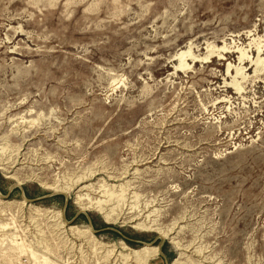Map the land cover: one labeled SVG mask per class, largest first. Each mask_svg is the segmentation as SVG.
Returning <instances> with one entry per match:
<instances>
[{
	"label": "rangeland",
	"instance_id": "obj_1",
	"mask_svg": "<svg viewBox=\"0 0 264 264\" xmlns=\"http://www.w3.org/2000/svg\"><path fill=\"white\" fill-rule=\"evenodd\" d=\"M263 59L264 0H0V264H264Z\"/></svg>",
	"mask_w": 264,
	"mask_h": 264
},
{
	"label": "bare ground",
	"instance_id": "obj_2",
	"mask_svg": "<svg viewBox=\"0 0 264 264\" xmlns=\"http://www.w3.org/2000/svg\"><path fill=\"white\" fill-rule=\"evenodd\" d=\"M259 50V49H258ZM260 51V50H259ZM259 53V52H258ZM187 54V53H186ZM190 54V53H189ZM189 54H187L188 56H190ZM241 54H242V56L239 58V60L240 61H243V59L246 57V56H244V54L241 52ZM185 54L183 53V54H181V57H185L184 56ZM246 55V54H245ZM181 57H180V60H181ZM178 58V57H177ZM246 58H248V56L246 57ZM257 58L258 57H256V60H257ZM261 59V58H260ZM254 61V62H257V61ZM183 61H184V58H182V60H181V63L179 64V66L180 67H185V63H183ZM251 61V60H250ZM262 61H264V59L263 60H260V63L262 62ZM258 63L259 62H257V66H258ZM256 65V64H255ZM262 65V64H261ZM179 68V67H178ZM260 69V68H259ZM242 71V69H239V70H236V72H238V73H240ZM240 75V74H239ZM234 85H236V84H234ZM239 90V89H238ZM136 165V164H135ZM98 171V170H97ZM100 174V173H99ZM99 174H97V175H99ZM128 174V171L127 170H124L123 172H122V174L121 175H119V177H121L122 175H127ZM90 177H94V175H92V176H90ZM123 177V176H122ZM87 178V177H86ZM85 178V179H86ZM89 179V178H88ZM109 179V178H108ZM80 180H82V178H80ZM119 180V179H118ZM89 181V180H88ZM76 182H74L73 183V185L75 184ZM80 183H82V182H80ZM79 183V184H80ZM72 185V186H73ZM76 186V185H75ZM70 188V187H69ZM67 189V188H66ZM125 189V188H124ZM57 190V189H56ZM55 190V191H56ZM122 192V191H121ZM105 195V194H104ZM79 199L80 200H82L81 199V197H79ZM22 203V205H24V202H21ZM108 215V214H107ZM110 218V217H109ZM108 219V218H107ZM110 219H108V221H109ZM110 222V221H109ZM134 229H136V230H138V231H141V232H147V233H150V232H156V230L155 229H153L152 228V226H149L148 224H146V223H143V224H138V225H136V226H134ZM171 230V229H170ZM159 231V230H158ZM158 233H160V235H163V234H161V232L159 231ZM159 235V234H158ZM166 236V235H165ZM164 235H163V237H165ZM179 245V244H178ZM123 249V248H122ZM125 249V248H124ZM179 249V248H178ZM122 251V250H121ZM120 251V252H121ZM126 251H130V250H127V249H125V251L124 252H126ZM123 252V251H122ZM159 251H158V249L157 248H155V247H151V246H148V245H144V246H142L140 249H138V250H136V251H130V254L129 255H123L122 253L120 254V255H118V258H120L123 262H125V263H127V261H128V258H129V256L131 255V254H133V258L135 259V261L137 262V263H135V264H146V262H147V260H148V258H150V255H152V256H155L157 253H158ZM109 253V252H108ZM116 256V255H115ZM132 259V258H131Z\"/></svg>",
	"mask_w": 264,
	"mask_h": 264
}]
</instances>
